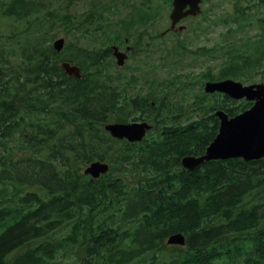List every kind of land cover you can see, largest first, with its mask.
Instances as JSON below:
<instances>
[{
    "label": "trees",
    "instance_id": "obj_1",
    "mask_svg": "<svg viewBox=\"0 0 264 264\" xmlns=\"http://www.w3.org/2000/svg\"><path fill=\"white\" fill-rule=\"evenodd\" d=\"M83 15L42 0L4 9L22 30L9 43L20 47L21 69L6 71L0 59V264H264V157L183 168L181 157L201 154L214 126L182 125L160 97L132 96L100 70L108 47L56 52L50 40ZM124 33L101 29L93 39ZM61 60L77 62L81 76ZM133 110L148 111L147 137H111L104 124L138 118ZM86 160L109 169L92 178ZM174 233L182 246L166 244Z\"/></svg>",
    "mask_w": 264,
    "mask_h": 264
},
{
    "label": "rangeland",
    "instance_id": "obj_2",
    "mask_svg": "<svg viewBox=\"0 0 264 264\" xmlns=\"http://www.w3.org/2000/svg\"><path fill=\"white\" fill-rule=\"evenodd\" d=\"M42 1L47 7L66 6L71 12L84 14L67 37L56 32V36H63L67 41L63 49L66 56L76 58L87 55L95 47H108V41L98 43L93 39L101 29L125 31L120 39L129 38L140 48L127 61L123 80L128 82V87L136 85L138 93L146 87L155 100L161 98L166 108L176 107L181 114L189 115L193 105L205 102L203 85L210 80L232 79L243 83L248 80V84H264V78L259 75L264 74L261 22L264 2L203 0L202 12L185 19L182 31L166 32L170 10L165 7L166 0ZM9 2L0 1V59L7 63L6 71L21 69L19 58L14 54V49L20 47L11 48L9 43L14 33L22 30V21L4 17ZM92 5L95 7L91 8ZM92 9L95 11L90 13ZM109 38L116 40L113 34ZM53 40H50L51 46ZM4 44L6 47L2 49ZM64 55L61 58H65ZM104 69L108 70L106 65ZM137 112L148 113L147 110Z\"/></svg>",
    "mask_w": 264,
    "mask_h": 264
},
{
    "label": "water",
    "instance_id": "obj_3",
    "mask_svg": "<svg viewBox=\"0 0 264 264\" xmlns=\"http://www.w3.org/2000/svg\"><path fill=\"white\" fill-rule=\"evenodd\" d=\"M194 3L188 0H173V9L170 13L171 26L188 14L197 13V3L199 0H193ZM188 4L189 8L184 10L185 5ZM64 39L57 38L53 42L54 48L59 51L62 48ZM114 48V55L118 65L124 62L125 54L119 52L117 47ZM61 66L68 74L79 75V67L72 65L67 61L61 62ZM214 88L226 91L231 96L239 97L246 95L248 99L256 98L257 101L254 106L237 116L234 119L226 120L223 114H220L221 124L220 133L213 143L206 148L204 155L184 156L181 163L184 167L192 169L205 160L211 158H226L214 155V151L229 150L234 151L236 156H242L244 159H257L264 155V96L262 89L252 90L251 87L247 90L240 87L239 83L232 81H225L221 83H206L205 89L210 91ZM149 126L146 123L134 124H107L105 128L110 131L113 136L122 137L126 136L132 140H137V134H144L145 128ZM216 154V153H215ZM224 156V155H223ZM108 169L106 163L100 161L90 162L84 169V173L91 174L97 177L100 173H104ZM183 236L180 234L171 235L168 243H183Z\"/></svg>",
    "mask_w": 264,
    "mask_h": 264
},
{
    "label": "flooded vegetation",
    "instance_id": "obj_4",
    "mask_svg": "<svg viewBox=\"0 0 264 264\" xmlns=\"http://www.w3.org/2000/svg\"><path fill=\"white\" fill-rule=\"evenodd\" d=\"M172 2V0L170 1V3ZM119 47V46H118ZM128 47V44L126 43L124 46H122V47H119L120 49L119 50H122V51H125L126 50V48ZM135 51H127V54H128V56H127V59H126V62L130 59V57H131V53H134ZM114 56L112 55V53H111V59L113 60V59H115V58H113ZM227 112H228V114L229 115H231L233 112H234V108H233V106H229L228 108H227ZM218 119V118H217ZM216 126V124H214V127ZM146 136V135H145ZM144 136V137H145ZM143 137V138H144ZM142 138V139H143Z\"/></svg>",
    "mask_w": 264,
    "mask_h": 264
},
{
    "label": "bare ground",
    "instance_id": "obj_5",
    "mask_svg": "<svg viewBox=\"0 0 264 264\" xmlns=\"http://www.w3.org/2000/svg\"><path fill=\"white\" fill-rule=\"evenodd\" d=\"M66 72V71H65ZM67 73V72H66ZM68 74V73H67ZM68 75H74L76 77L81 76V73L79 72V75H75V74H68ZM145 136V134H137V140H141L143 137ZM193 156L198 157V154H193Z\"/></svg>",
    "mask_w": 264,
    "mask_h": 264
}]
</instances>
